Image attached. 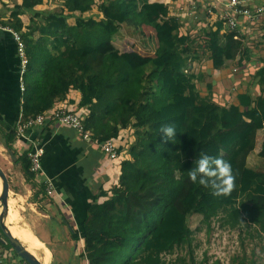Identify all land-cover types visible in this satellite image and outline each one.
<instances>
[{"label": "trees", "instance_id": "obj_1", "mask_svg": "<svg viewBox=\"0 0 264 264\" xmlns=\"http://www.w3.org/2000/svg\"><path fill=\"white\" fill-rule=\"evenodd\" d=\"M43 1L23 0L13 16ZM138 1L107 0L100 5L103 17L97 20L75 15L89 12L95 0H63L70 17L76 19L75 25L68 24L67 16L54 13L45 26L30 28L25 37L21 25L0 20L21 34L29 56L24 79L26 85L31 84L24 92L23 119L53 109L56 101L75 89L82 95L80 108L90 111L84 126L93 140L103 143L116 139L122 129H135L131 159L121 164L120 183L113 188V196L89 205L78 228L72 229L74 238L81 235L84 240L88 264H166L161 254L190 243L189 218L193 215L206 221L223 212L226 223L233 227L246 216L264 232V171L257 172L244 161L257 132L264 130V97L242 98L249 111L215 106L202 99L195 82L198 76L190 71L200 56L191 57L183 48L191 37L181 34L182 24L174 17L158 22L139 15ZM149 11L153 16L168 14L154 7ZM122 24L149 25L157 33H175L159 44L155 56L147 57L137 51L122 52L114 45ZM221 29V25L211 29L207 39L197 43L208 47L215 69L233 60L244 43L242 36L235 39L238 33L227 34L223 43ZM38 30L41 42L33 39ZM49 36L52 49L46 45ZM258 76L264 95V67ZM146 82L152 85L147 87ZM154 87L159 91L152 92ZM210 106L206 124L211 130H207L198 109ZM249 115L251 121L246 120ZM164 125L176 129V137L167 143L160 134ZM16 132L17 124L5 135L10 150ZM201 152L231 164L236 188L229 196H213L210 188L189 180L188 172ZM260 156L264 158V144ZM22 164L28 179L37 178L30 170L27 153ZM102 235L124 243L103 244ZM4 243L13 248L5 236L0 244Z\"/></svg>", "mask_w": 264, "mask_h": 264}, {"label": "rangeland", "instance_id": "obj_2", "mask_svg": "<svg viewBox=\"0 0 264 264\" xmlns=\"http://www.w3.org/2000/svg\"><path fill=\"white\" fill-rule=\"evenodd\" d=\"M20 1H22V4L23 0ZM18 3L20 2L9 0L6 4H0V20H4V18L7 17V21L4 20L6 23L14 24V26L21 25V30L24 31V37L28 35L26 33H29L30 28L35 26H45L47 24V17L54 13L67 16V22L69 25L76 24V19L71 18L69 12L64 7L63 0H44L42 4L34 7L32 10H20V15L14 17L13 12H15L17 7L21 5ZM103 3H107V0H95V5L89 12L83 15L79 13L75 15L85 19L94 18L99 20L103 17L99 9L100 5ZM174 4L175 0H139L138 13L139 15L148 16L151 21L165 22L168 19L167 16L174 17L171 14ZM153 7L158 8L160 13L167 10L168 14L165 16H163L164 14L153 16L149 11V9ZM174 33L175 32L157 33L155 29L149 25L134 27L133 25L122 24L119 33L113 38V43L122 52L137 51L144 56L153 57L155 56L159 44L163 40L172 37ZM200 33L201 31L195 32L196 37L190 38L186 46L183 48L188 51V54L191 57L199 55L200 58L203 57L206 61H212L211 53L207 49L208 47L205 45V47L198 46V44L195 43H199L200 40L204 41L207 37L204 34L199 35ZM181 34L184 35L183 32H181ZM221 37L224 43L226 37ZM33 39L37 42L42 41L39 30L34 33ZM51 41L52 36H49L46 40V45L49 49H52ZM261 43H263V41L255 43L254 47H256L257 50H260V47L258 46ZM199 52H204V54H199ZM244 59L250 60L249 47L245 43H243L236 57L231 60V62L227 61L225 65L234 64L235 67L240 68L243 65L242 62ZM261 68H258L251 78V86L254 85L256 89H258L256 91L257 97L255 100L264 97L258 76V71ZM239 70L240 69H238V71ZM146 71L148 74L151 73L152 67H147ZM30 84L31 83H29V85ZM151 85V83L146 82L147 87H150ZM158 91L159 89L156 87L152 89V92ZM209 102L210 104L217 106L211 100H209ZM211 107L212 106L209 108L198 109L203 121L202 127L207 130H211L209 125L206 124ZM89 113L90 111L86 112V118L89 116ZM246 120L251 121V116L249 115ZM199 123L200 122H197L198 125ZM136 139L135 129L130 126L120 131L116 138V144L120 148L123 147V149H126L129 152L130 147L136 142ZM263 144L264 130H260L257 132L253 149L248 152L244 160L246 166L253 168L257 172L264 171V158L260 156ZM119 183L120 181L114 187L119 186ZM40 184L43 188L42 183ZM112 190L111 196H113ZM30 199L33 204L31 203L28 205L25 202L24 204L20 203V205H18L12 197L10 198L9 208L6 211V214L9 212L15 214L16 212L18 213V221L15 222L12 220L11 222L18 232L27 235L26 237H28V239L25 240L24 246L28 250H32L34 252L32 254L44 264H49V252H51V264H88L89 262L86 258L84 240L81 238V235H79L78 239L74 238L73 234H70L71 229H67L66 227L64 229V224L59 222L61 219V213L54 208L55 205L53 198H50L45 192L42 198L38 196L35 198L32 196ZM94 203L100 202L95 201ZM0 207L3 209L2 205H0ZM55 212L57 214H55ZM53 213L56 215L55 217L58 218L53 217ZM224 216L225 214L221 212L218 216L206 221L201 215L191 216L189 218V226L192 231L190 243L176 246L172 253L161 254V259L165 261L166 264H213L216 261L220 264H264V232L260 230V227L254 224L246 216L241 219L237 226L233 227L226 223ZM50 217L55 219L53 223H51L52 220ZM54 223H57V225H54ZM58 225L60 226L59 231L61 232L58 231ZM23 229H26L27 231H24ZM72 229L76 230L77 228L73 226ZM73 230L71 232H73ZM37 236H39V238H37ZM1 237H3L2 233L0 234V238ZM109 241H116L121 245L124 243L123 240L119 238H113L108 235L101 236V242L103 244H107ZM31 244L36 245V247L34 248V246H30ZM2 249L10 250L16 254L15 250L11 247L9 248L6 243L3 247L0 245V250ZM47 257L48 259L46 260ZM20 263L24 264V261L21 259Z\"/></svg>", "mask_w": 264, "mask_h": 264}, {"label": "crops", "instance_id": "obj_3", "mask_svg": "<svg viewBox=\"0 0 264 264\" xmlns=\"http://www.w3.org/2000/svg\"><path fill=\"white\" fill-rule=\"evenodd\" d=\"M15 1L20 2L18 4L22 2ZM8 2L9 0H0L1 5ZM7 19L4 18L6 21ZM247 27L248 30L243 37L244 43L249 47L250 60L244 59L240 68L230 64L215 69L213 61H206L203 57L192 63L191 71L198 76L195 80L197 89L205 101L211 100L217 106L226 108L238 107L241 111L251 109L242 104V98L251 95L255 100L257 97L258 89L254 85L251 86V78L258 68L264 66V19L256 25ZM259 41L263 43L258 46L260 50H257L254 44ZM24 97V92L20 89V60L16 41L11 33L0 31V168L8 177L9 197H13L18 205L25 202L28 205L33 204L30 199L32 196L42 198L46 192L42 177L33 180L27 177L22 164V156L26 153L24 141L19 143L15 138L12 150L5 144V135L14 129L22 117ZM81 98L78 90L71 89L64 100L56 101L53 108L64 107L85 112L87 109L79 106ZM28 134L44 146V178L50 179L55 187L56 197L53 200L54 208L61 213L59 222L64 224V229L65 227L72 229L73 226L78 228V222L85 215L89 205L95 201L103 203L109 199L111 190L119 182L121 163L131 158L129 152L122 147L118 151L119 158L112 160L96 143L85 141L80 134L67 127L47 128L44 132ZM9 213L13 215L12 212ZM53 217H50L51 223L55 221ZM59 228L58 225V231ZM70 234L72 235L71 231ZM0 242H4V235ZM15 255L12 252V264H23Z\"/></svg>", "mask_w": 264, "mask_h": 264}, {"label": "built area", "instance_id": "obj_4", "mask_svg": "<svg viewBox=\"0 0 264 264\" xmlns=\"http://www.w3.org/2000/svg\"><path fill=\"white\" fill-rule=\"evenodd\" d=\"M172 9L171 14L183 25L181 32L191 38L196 37L195 32L197 31H201L199 35H202L211 29L217 30L221 25V36L238 33V36H235V39H238V37L246 35L247 25H256L264 19V0H175ZM0 31L11 33L17 43L20 60V89L25 92L26 82L24 78L28 71L29 56L22 36L11 27L1 23ZM190 71L186 70L185 73ZM85 119L86 111L79 112L59 107L27 120L21 117L17 123L16 139L19 143L24 141L23 146L30 161V170L37 178H43L42 182L46 194L50 198L56 197V191L53 182L44 178L42 157L45 149L42 143L32 139L28 132H42L47 128L67 127L80 134L85 141L96 143L110 159L115 160L120 156L118 152L120 147L116 144L117 140L112 139L103 143L93 140L92 133L85 129ZM19 260L21 259L19 258ZM12 261L10 250H0V264H12Z\"/></svg>", "mask_w": 264, "mask_h": 264}, {"label": "clouds", "instance_id": "obj_5", "mask_svg": "<svg viewBox=\"0 0 264 264\" xmlns=\"http://www.w3.org/2000/svg\"><path fill=\"white\" fill-rule=\"evenodd\" d=\"M160 134L163 142L167 143L176 137V129L172 125H164L160 129ZM195 165L188 172L192 183H199L204 188H210L212 195L216 197H227L235 190L236 174L229 162L201 152Z\"/></svg>", "mask_w": 264, "mask_h": 264}, {"label": "water", "instance_id": "obj_6", "mask_svg": "<svg viewBox=\"0 0 264 264\" xmlns=\"http://www.w3.org/2000/svg\"><path fill=\"white\" fill-rule=\"evenodd\" d=\"M0 178L3 181V192L0 197V205H2L3 211L5 213L9 208L10 184L8 181V177L2 168H0ZM0 230L2 231L4 236L7 238L10 245L15 250L16 254L22 260L26 261L28 264H44L34 254L30 253L28 249L24 246V244H22L21 241H19L9 232L8 228L4 225L3 218L1 216H0Z\"/></svg>", "mask_w": 264, "mask_h": 264}, {"label": "bare ground", "instance_id": "obj_7", "mask_svg": "<svg viewBox=\"0 0 264 264\" xmlns=\"http://www.w3.org/2000/svg\"><path fill=\"white\" fill-rule=\"evenodd\" d=\"M0 191H1V195L3 192V181L0 178ZM1 197V196H0ZM0 216L3 218V223L4 225L8 228L9 232L15 237L17 238L19 241L22 242V244L25 243V240L28 239V237H26L27 235L21 232H18L16 230V228L14 227V225L12 224V218L14 219L15 222L18 221V215H16L15 213H13V215L11 216L10 213L6 212L4 213L3 209H1L0 207ZM24 231H27L26 229H23ZM40 241V240H39ZM42 242V241H41ZM30 246H34V248L36 247V245L31 244ZM30 253H34L32 250H28ZM49 264H51V252H49ZM48 259V257L46 258V260Z\"/></svg>", "mask_w": 264, "mask_h": 264}]
</instances>
